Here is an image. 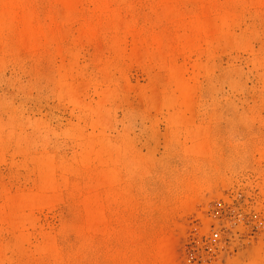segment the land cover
<instances>
[{
  "label": "rangeland",
  "instance_id": "rangeland-1",
  "mask_svg": "<svg viewBox=\"0 0 264 264\" xmlns=\"http://www.w3.org/2000/svg\"><path fill=\"white\" fill-rule=\"evenodd\" d=\"M0 264H264V0H0Z\"/></svg>",
  "mask_w": 264,
  "mask_h": 264
},
{
  "label": "bare ground",
  "instance_id": "bare-ground-1",
  "mask_svg": "<svg viewBox=\"0 0 264 264\" xmlns=\"http://www.w3.org/2000/svg\"><path fill=\"white\" fill-rule=\"evenodd\" d=\"M158 257H159V259H160V261L161 262H167L166 260L168 259V253L167 252H161V251H159L158 252Z\"/></svg>",
  "mask_w": 264,
  "mask_h": 264
},
{
  "label": "built area",
  "instance_id": "built-area-1",
  "mask_svg": "<svg viewBox=\"0 0 264 264\" xmlns=\"http://www.w3.org/2000/svg\"><path fill=\"white\" fill-rule=\"evenodd\" d=\"M217 236H218V234H217V233H215V234H214V237H217Z\"/></svg>",
  "mask_w": 264,
  "mask_h": 264
}]
</instances>
